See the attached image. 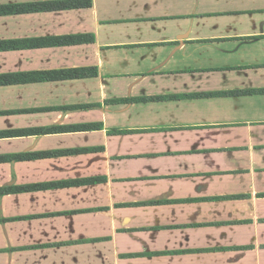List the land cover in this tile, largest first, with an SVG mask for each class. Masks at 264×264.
I'll return each instance as SVG.
<instances>
[{"label":"crops","instance_id":"0c3cea01","mask_svg":"<svg viewBox=\"0 0 264 264\" xmlns=\"http://www.w3.org/2000/svg\"><path fill=\"white\" fill-rule=\"evenodd\" d=\"M0 264H264V0H0Z\"/></svg>","mask_w":264,"mask_h":264}]
</instances>
